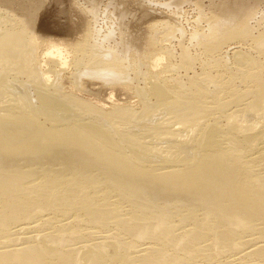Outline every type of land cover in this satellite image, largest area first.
<instances>
[{
  "label": "bare ground",
  "instance_id": "1",
  "mask_svg": "<svg viewBox=\"0 0 264 264\" xmlns=\"http://www.w3.org/2000/svg\"><path fill=\"white\" fill-rule=\"evenodd\" d=\"M198 1L191 31L135 34L88 0L70 42L39 32L45 0H0V264H264V14Z\"/></svg>",
  "mask_w": 264,
  "mask_h": 264
},
{
  "label": "rangeland",
  "instance_id": "2",
  "mask_svg": "<svg viewBox=\"0 0 264 264\" xmlns=\"http://www.w3.org/2000/svg\"><path fill=\"white\" fill-rule=\"evenodd\" d=\"M73 1L74 0H48V1L45 0L46 5L44 3L45 6L44 5L42 6L43 7L42 11H41V9L39 11L40 12L39 13V19H38V30H39V32L43 35H46L49 37L51 36V37L56 38V39L61 38V39H64V40H67L70 42L75 40L79 34L78 30L79 29L82 30L83 27H85V25H87V23H88V21H87L88 16L84 15L79 10L77 5L81 4L80 6H83L82 4H86L88 2V0H75L74 1V2L77 1V3H80V4L73 3ZM125 1H126V3H125ZM168 1L169 2L173 1V3H176L177 0H124V1L123 0H100V6L105 8L109 2H113V3H116L117 5H121L122 8L125 7L124 9H126V11H129V13L126 17L127 23L129 25L132 24V28L130 30H132L131 32H133L135 34L137 33V31L139 29L143 30V27L139 28L140 26H143L147 23L146 26L144 27V29H145L147 27V25L149 24L148 21L150 22L153 20L152 22H154V21H157L159 19L166 18V17H168L172 22H174V23L176 22V24H178V25L183 24L182 27H184L188 32L191 31V29H193L196 26V24L194 22H195V19L197 20L198 10L201 8V7L197 8L199 3H198V5H195V3L197 4V2H199V1L197 0V2H196L194 0V2H193V0H188V1L184 2L185 4H183V1L180 2L178 0V2L176 4L180 3L181 5H183L182 7L179 5L177 6L173 3H172L173 7L169 6L167 4H166L167 5L166 6L165 3H168ZM252 1L253 2L257 1L259 3L258 13H260V14H258V16L262 14L261 12H263V14H264V0H250V3H253ZM88 4L90 5L91 3L88 2ZM209 4H210V0H201L200 6L202 5V7H204V9L208 11L210 9V8H208L210 6ZM112 5L113 4L110 5V10H113L114 11L113 13L115 15V13L118 12V9L115 10L114 5H113V7H112ZM193 5H195L197 7H194ZM207 5H209V6H207ZM177 7H178V9H179V7H181L180 12H179V10L175 11V8H177ZM78 10L80 11V13ZM195 10H197L196 13H195ZM209 11L211 12V10H209ZM178 12L180 13V16L178 15L179 14ZM82 14H83V16H82ZM157 14H159V15H157ZM195 14H196V16H194ZM173 15H175V16H173ZM154 16H156L159 19L154 18ZM181 16L183 18H181ZM184 18H186V19H184ZM192 18H195V19H192ZM172 19H175V20H172ZM188 19H189V21H188ZM130 20H131V22H129ZM177 20H179V21H177ZM134 23H135V26L133 27ZM143 23H145V24H143ZM76 24H77V26H76ZM181 25H179V26H181ZM193 25H195V26H193ZM103 26H104V24H103ZM106 26L108 27V25H106ZM107 27H106V29H107ZM136 28L137 29L139 28V29L137 30ZM135 29H136V31H135ZM139 32H142V31H139ZM89 80H91L90 81L91 82V85H90L91 89L88 91L83 90V89H79V88H75L72 85L70 79L65 77V76L63 78L62 84H63V87L65 88V90L67 92H73V93L81 96L82 98H86V99H88L94 103L99 104V105L103 104L104 107L107 109H110L114 104L131 106V107H134L137 109L141 108L140 98L139 97L137 98V94H135L133 90H131V89L129 90L128 88H127L128 89L127 90L126 88L121 87L120 84H118V83L107 84L103 81H98L95 79H89ZM132 93L135 95H133ZM138 105H140V106H138Z\"/></svg>",
  "mask_w": 264,
  "mask_h": 264
}]
</instances>
